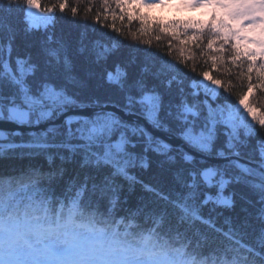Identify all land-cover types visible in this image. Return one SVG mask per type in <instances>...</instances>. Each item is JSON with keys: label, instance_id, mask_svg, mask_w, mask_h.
Returning a JSON list of instances; mask_svg holds the SVG:
<instances>
[{"label": "snow or ice", "instance_id": "snow-or-ice-1", "mask_svg": "<svg viewBox=\"0 0 264 264\" xmlns=\"http://www.w3.org/2000/svg\"><path fill=\"white\" fill-rule=\"evenodd\" d=\"M165 2L99 0L93 19L120 36L117 21L128 29L138 22L132 40L150 47L153 36L167 37L177 64L203 70L189 75L132 49L137 55L113 61V72L106 65L122 41L91 43L85 31L78 54L105 66L112 92L88 105L69 88L80 82L62 42L69 74L49 77L30 55L13 64L15 36L0 34V157L48 162L47 171L30 165L21 176L0 175V264H264V0H179L205 18L164 24L139 12ZM87 3L85 15L94 8ZM24 4V31L43 29L42 43L53 41L57 10L80 11L69 0ZM49 54L60 63L56 50ZM253 141L255 161L242 152ZM153 167L152 180L133 174ZM137 187L135 206L125 207ZM237 198L243 204L224 231L215 217L235 212ZM242 230L255 242H242Z\"/></svg>", "mask_w": 264, "mask_h": 264}, {"label": "trees", "instance_id": "trees-1", "mask_svg": "<svg viewBox=\"0 0 264 264\" xmlns=\"http://www.w3.org/2000/svg\"><path fill=\"white\" fill-rule=\"evenodd\" d=\"M55 2L56 0H44L46 5ZM69 3L70 5L79 6V14L76 17H73L71 11L69 10L63 15V17H61L59 11L57 10L55 14L58 18L57 23L54 28L49 30V34L52 35L53 41L51 43H42L44 40L43 29L31 34L24 31V23L21 19L20 13L17 11V9L25 7L24 0H0V24L4 25L3 31L0 34L3 35L5 40L10 34L15 36L13 41V64H15L17 54L21 55V58L24 59H27L30 55L33 62L39 66L38 75L47 73L49 77L62 78L69 74L68 69H66L63 63V57L66 53L65 49L60 47L59 42H62L67 49V55L71 61V75H74L77 81L80 82L78 85H69V88L72 92H76L84 100L86 105L89 104V97L100 96L104 98L112 95V92L108 89V85L105 83L102 76L103 68L105 66H98L97 64L93 63V58H91V56H89L87 53L84 55L78 54V49L80 47L78 43L79 36L85 31H87V35L90 37L91 43H96L99 41V43L111 47L112 41L109 39L110 37H114L115 39L122 41V46H120L119 49L109 57L108 63L106 65V67H109L113 72H115V67L112 66L113 61L126 60L137 55L132 51V49L151 51L155 53L157 57L162 58V60L168 61L172 64H177L176 57H178L179 53L177 50L173 49L172 54L169 55L167 37H162L160 43H157L153 36L151 46H146L142 44L139 39L135 41L132 40L131 36L129 35L130 31H135L139 27L138 22H134L132 28L128 29L126 24L122 26L120 22L117 21V27L123 28V36L111 31V29L107 26V23H104L103 27L101 24H97L93 17L95 16L96 10L99 8V0H93V12L87 15H85V9L88 6L87 0H69ZM141 11L142 7L139 9L140 13ZM204 18L205 17L202 15L195 17L189 16L184 20H196ZM148 21L151 24L167 23L155 19H148ZM108 23H110V21ZM83 25H88L89 28L86 30L84 29ZM9 27L12 29L11 33H9ZM93 29H95V31H93ZM156 34H159L158 30ZM89 46H91V44H89ZM51 50H56L58 52V55L60 56V63H57L56 58L49 54ZM156 63L159 64L160 60H157ZM177 67L182 68L184 71H188L189 75H197L204 68L203 64L200 62H197L196 73L191 72L190 68L184 69L183 65L177 64ZM233 83L238 84V82H236L234 79ZM236 91H240V88L237 87ZM229 98L234 99L235 96L232 95ZM242 152L244 153V157L248 159H259L258 154L255 151V141H253L252 145H250L248 148L242 149ZM56 163L59 164L58 159ZM30 165L37 169H43L44 171H47L48 169L47 159L42 155H37L32 159H28L26 157L19 158L18 156L12 158L4 156L0 157V175H3L5 178L8 176H21L29 170ZM67 167L69 168L71 174L73 165H67ZM155 173V167H153L151 170L143 172H140L138 169H133V174L142 176L145 181L152 180ZM160 179L170 180V177H160ZM256 181L259 182L258 180ZM238 190L244 191L246 194H248L246 189ZM138 195L139 188L137 187V191L129 197L128 205H125V207L135 206ZM242 204L243 201H240L239 198H237L235 212L229 213L227 210H221L223 211V215L215 217L217 220V226L222 227L224 231H227L229 225L226 222V217L232 216L233 219H235ZM123 214V212L119 213L116 218L119 219L120 215ZM240 215L243 217V214ZM137 222L139 223L141 221ZM239 235L243 236L242 242L249 244L255 242V237L252 235L250 230L247 234H244L242 230Z\"/></svg>", "mask_w": 264, "mask_h": 264}, {"label": "rangeland", "instance_id": "rangeland-1", "mask_svg": "<svg viewBox=\"0 0 264 264\" xmlns=\"http://www.w3.org/2000/svg\"><path fill=\"white\" fill-rule=\"evenodd\" d=\"M141 13L148 19H155L162 22L184 20L189 16L195 17L202 15L201 10L182 7L179 0H166L165 6L163 7L156 5L152 7H142Z\"/></svg>", "mask_w": 264, "mask_h": 264}, {"label": "water", "instance_id": "water-1", "mask_svg": "<svg viewBox=\"0 0 264 264\" xmlns=\"http://www.w3.org/2000/svg\"><path fill=\"white\" fill-rule=\"evenodd\" d=\"M97 111H99V109H97ZM84 112H85L86 114H91V113H92V106L89 105L88 107H86V108L84 109ZM125 119H126V120H133L134 117H125ZM62 121H63V117L61 116V117H59L58 119L55 120V123H56L57 125H60V124L62 123ZM141 123H143L142 120H141ZM245 158H246V157H245ZM246 159H248V158H246ZM253 161H254V160H253ZM256 180L259 181V178L257 177Z\"/></svg>", "mask_w": 264, "mask_h": 264}, {"label": "bare ground", "instance_id": "bare-ground-1", "mask_svg": "<svg viewBox=\"0 0 264 264\" xmlns=\"http://www.w3.org/2000/svg\"><path fill=\"white\" fill-rule=\"evenodd\" d=\"M86 105V104H85ZM251 160V159H250ZM255 161V160H254Z\"/></svg>", "mask_w": 264, "mask_h": 264}]
</instances>
